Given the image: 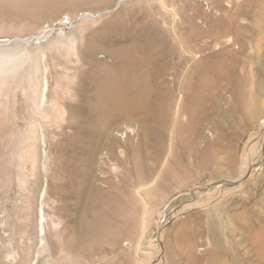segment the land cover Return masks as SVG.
<instances>
[{
  "label": "rangeland",
  "instance_id": "374dc122",
  "mask_svg": "<svg viewBox=\"0 0 264 264\" xmlns=\"http://www.w3.org/2000/svg\"><path fill=\"white\" fill-rule=\"evenodd\" d=\"M144 1L137 9L146 13ZM161 2L172 12L163 11ZM136 4L135 0L117 7L116 0H0V46L18 52L16 67L0 75V264H264V90L260 89L253 92L256 111L251 119L236 105L230 90L215 92L216 104L207 106L208 118L201 122L202 135L190 129L172 134V129L161 152L155 148L150 112L143 118H116L119 122L110 135L117 146L113 153L101 146L88 170L93 186L105 188L102 197L107 192L110 199L121 201L114 204L119 213L110 216L106 238L95 239L91 251L77 255L64 244L78 222L92 220L91 199L87 202L85 196L80 202L78 194L90 188L77 187L79 177L73 185L67 167L77 120L73 108L84 104L79 82L82 74L91 72L94 60L113 63L105 53L83 56L85 37ZM236 4V0L154 1L152 15H157L158 29L171 42L177 65L187 56L183 47L194 44L185 34L194 14L207 11L214 22L233 12ZM195 23L201 25L202 19ZM188 71L180 84H172L176 100L186 96L183 82ZM174 72L171 69L167 75L169 82ZM44 79L48 89L42 102ZM153 89L152 106L159 95L155 83ZM179 121L186 124L188 119L180 115ZM248 163V171L241 174ZM128 193L136 202L123 201ZM97 203L109 210L102 201ZM42 213L43 229L38 225Z\"/></svg>",
  "mask_w": 264,
  "mask_h": 264
},
{
  "label": "bare ground",
  "instance_id": "6f19581e",
  "mask_svg": "<svg viewBox=\"0 0 264 264\" xmlns=\"http://www.w3.org/2000/svg\"><path fill=\"white\" fill-rule=\"evenodd\" d=\"M126 1L134 0H116L115 6ZM142 1L135 0L136 5L123 8L110 21L104 22L99 29L90 31L85 37L83 56L86 54L93 57L98 53H105L113 60V63L106 65L101 61L94 60L91 72L82 74L78 86V90H81L79 95L81 93V100L84 104L73 108L77 120L73 131V156L67 167L74 177V179L71 177L73 183L79 177V184L72 183L73 185L80 187L82 184H86L90 188L89 192L80 189L82 192L78 194L80 202L85 196L87 202L88 199L89 201L91 199L88 203L90 204L88 211L92 215L91 221L78 222L77 227L73 226V232H68L65 239L66 248L69 252L77 255L91 251L96 244V242L94 243L95 239L104 238L103 236L107 235L106 233L109 231H107V227L110 225L108 220L112 214L118 211L114 204L121 202L117 201L118 198L117 200L114 198L116 202L110 199L113 197L109 198L110 193L106 194L107 192H104L106 198L102 197L101 194L105 188L101 191L98 187L93 186L94 177L88 170L94 161L95 152H98L101 146L107 147L112 153L117 146V140L110 135L115 121L119 120L116 118L138 116L143 118L148 117V112H150L156 131L155 148L161 152L165 148L166 136L172 129V134L187 133V130L190 129L194 130L197 136L202 135L201 122L208 118L207 106L216 104L213 101L215 92L221 94L225 89L230 90L236 100V105L241 108L248 119H251L256 111L253 92L259 89L264 90L261 87L263 84L261 79H264V45L261 42L264 30V0H236L237 4L233 12L227 13L228 15L224 19L220 18L214 22H210L211 16L207 11L203 10L197 16L194 14L189 23L190 28L185 33L188 38L193 40L194 44L188 49L182 45L187 56L182 59L184 64L181 61L180 65H177L176 57L172 59L171 42L158 29L157 15H152L154 9L152 4L155 0L144 1L145 5L148 4L144 7L146 13L142 12L141 8L137 9L138 4ZM161 5L163 11L172 12L164 2H161ZM149 10H151V14H148ZM171 16L172 21L175 22L176 15L172 14ZM199 18L202 19L201 25L195 23V19ZM174 32L175 35H178L175 28ZM110 34L112 35L111 39L109 38ZM114 34L116 36H113ZM231 36L234 37L231 38ZM203 39L205 41H202ZM110 41L120 45L110 47ZM198 41L203 43L199 45ZM58 45L61 47L63 44L59 42ZM214 48L215 50H213ZM63 54L64 52L61 53V56ZM177 55H179L178 51ZM192 56L195 62L191 67L193 59L190 57ZM17 59L16 48L0 46V75L13 70L16 67ZM173 64L174 66H172ZM171 69L175 70V76L169 82L167 75ZM188 69L186 81H182L187 90L186 96L183 100L176 97V100L172 84H180ZM154 83L157 86L155 91L159 95L157 98L154 97V106H152L151 97L154 92ZM47 89L48 82L47 79H44L42 102L46 98ZM179 95L181 96V94ZM180 115L188 119L186 124L179 121ZM138 120L145 121V119ZM117 160L116 162H119ZM251 163H254V160ZM249 164H246L241 174L248 171ZM238 187L239 185H236L233 189ZM67 188L69 187L67 186ZM125 197L126 199L123 201L136 202L130 193ZM98 201H102L109 210L100 208V205L97 206ZM87 217L89 216L87 215ZM44 224L45 215L42 213L38 217V225H41L43 229ZM112 239L116 241L117 237L114 236Z\"/></svg>",
  "mask_w": 264,
  "mask_h": 264
}]
</instances>
